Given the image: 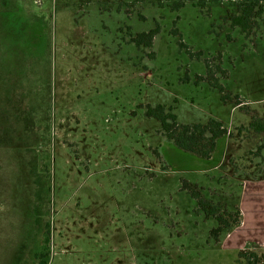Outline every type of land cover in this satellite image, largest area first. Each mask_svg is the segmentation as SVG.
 <instances>
[{
    "label": "rangeland",
    "instance_id": "374dc122",
    "mask_svg": "<svg viewBox=\"0 0 264 264\" xmlns=\"http://www.w3.org/2000/svg\"><path fill=\"white\" fill-rule=\"evenodd\" d=\"M121 1L0 0V264H37L47 225L49 264L263 261L228 233L240 175L264 176L248 167L263 136L222 138L205 159L147 112L230 132L262 116L264 0L245 31L242 0ZM157 26L153 48L132 43ZM184 182L226 222L218 235Z\"/></svg>",
    "mask_w": 264,
    "mask_h": 264
},
{
    "label": "trees",
    "instance_id": "16d2710c",
    "mask_svg": "<svg viewBox=\"0 0 264 264\" xmlns=\"http://www.w3.org/2000/svg\"><path fill=\"white\" fill-rule=\"evenodd\" d=\"M263 0H242L237 1L238 8L240 11L239 16H235L232 19V23L234 26H240L242 30H247L249 27L250 21L252 19L253 13L255 11V8L257 5ZM138 0H131L128 1H121L117 3L116 7L113 8V10H116L117 12H120L123 10V7H132L134 4H137ZM153 3V2H152ZM159 7H162L161 1H157L156 3ZM183 2H179L176 0H173V7L172 9L174 11L180 10L183 8ZM160 33V29L157 26L156 28L152 29L149 32H143L136 36H133L131 41L132 43L139 49L145 48V49H151L154 46V41L156 36ZM182 43L180 44V46ZM210 73V72H209ZM210 73L211 79L214 80L213 76ZM215 89L219 91L220 94H223L224 90L221 86H215ZM222 101H227V98L225 96H222ZM173 108H170L169 110L163 106L158 105L154 108L148 107L147 116L148 118H153L158 120L161 123L162 127V133L167 138L168 141L172 142L177 148L189 152L192 154H195L201 158L210 159L215 152L218 141L222 138L228 137L230 140H236L237 138L242 137V132L246 131L247 133H250L251 135L255 134L257 136H263V139L260 143V145L257 147V153H253V156H257V158H262L264 153V111L262 116H255L251 118V121L247 126H241L239 128H236L234 132H230L227 127L220 121L210 118L206 123H198V124H188L183 125L179 124L177 121L176 115L172 112ZM228 162L231 164L235 159L233 157H228ZM237 162V161H236ZM264 161L263 163H257L255 164L254 159H251L249 168L253 167L256 170H260L264 167ZM247 167V168H248ZM238 169V167H235ZM246 168V167H245ZM235 169V170H236ZM239 177L240 181L244 180H253V178H257L256 180L264 179V176H254L250 177L249 175H240ZM197 186L192 185L190 183L184 182V189L188 190L191 196L198 200L200 208L209 216L210 214L216 216V221L219 223L220 227L214 229L212 231V234L218 235L221 231V224L224 222V219L220 216H218L216 213L217 208L215 206H212L211 201H206L203 195H201L200 191L197 190ZM236 223L228 232L232 231L234 228L240 225L241 222V214L240 211L237 209L236 211ZM47 231L46 235L43 241V244L35 253V259L37 264H49L50 260V226H46ZM247 264H264V260L260 261L258 258V255L255 253H252L250 256L247 255Z\"/></svg>",
    "mask_w": 264,
    "mask_h": 264
},
{
    "label": "crops",
    "instance_id": "0c3cea01",
    "mask_svg": "<svg viewBox=\"0 0 264 264\" xmlns=\"http://www.w3.org/2000/svg\"><path fill=\"white\" fill-rule=\"evenodd\" d=\"M230 143H227V147ZM256 179L244 180L240 184L241 190L235 206L240 211L241 222L228 232L232 236H237L243 250L246 247L264 250V179Z\"/></svg>",
    "mask_w": 264,
    "mask_h": 264
}]
</instances>
